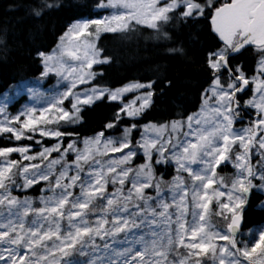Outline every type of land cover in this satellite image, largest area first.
I'll use <instances>...</instances> for the list:
<instances>
[{"label": "snow or ice", "instance_id": "snow-or-ice-1", "mask_svg": "<svg viewBox=\"0 0 264 264\" xmlns=\"http://www.w3.org/2000/svg\"><path fill=\"white\" fill-rule=\"evenodd\" d=\"M24 7L39 18L59 5ZM94 7V18L74 21L55 48L37 51L38 78L0 94V264H264V225L242 231L253 189L264 191V0ZM201 19L218 44L204 49L207 87L195 111L141 124L155 106L157 80L98 83L104 73L95 68L112 63L98 46L102 34L150 30L169 41L178 23ZM249 47L260 57L252 74L237 63ZM22 96L28 102L11 112ZM104 101L117 110L82 137L83 113ZM228 163L230 182L217 171Z\"/></svg>", "mask_w": 264, "mask_h": 264}, {"label": "trees", "instance_id": "trees-1", "mask_svg": "<svg viewBox=\"0 0 264 264\" xmlns=\"http://www.w3.org/2000/svg\"><path fill=\"white\" fill-rule=\"evenodd\" d=\"M31 2L0 0V94L21 79L40 73L42 69L37 51L50 50L70 22L96 15L93 11L96 0H55L59 7L48 10L39 18L24 7ZM214 44H218V37L210 32L209 22L203 19L188 25L178 23L169 41L157 40L150 30L123 36L102 34L98 46L112 57V63L95 68L104 73L98 83L117 87L134 80H157L155 106L140 123L170 120L177 112H193L199 106V93L202 87H207L205 81L208 78L203 68L204 49ZM170 48H183L184 52L171 53ZM258 58L256 50L249 47L238 57L237 63H243L248 73L252 74ZM169 80L171 86H165ZM160 89H163L162 95ZM117 107V104L108 101L98 102L83 113L84 122L76 131L82 137L92 135L108 122ZM4 143L0 138V145ZM228 170L229 166H222L218 171L223 173ZM163 171L161 168L157 174ZM171 173L172 168L168 169L164 179L169 178ZM29 195H38V191ZM262 202L263 193L253 189L245 213L244 233L264 225ZM214 218L217 219L216 216Z\"/></svg>", "mask_w": 264, "mask_h": 264}, {"label": "rangeland", "instance_id": "rangeland-1", "mask_svg": "<svg viewBox=\"0 0 264 264\" xmlns=\"http://www.w3.org/2000/svg\"><path fill=\"white\" fill-rule=\"evenodd\" d=\"M30 79H36V78H30ZM56 83V80H55V78H54V81H47L46 82V86H48V87H51L53 84H55ZM20 98L21 97H19L16 101H14L13 102V104L11 105V108H9V110L11 111V112H13V113H15V111L17 110V109H19L21 106H23L24 104H26L27 102H28V100H29V98L28 97H26L25 96V99L23 100V101H20L19 102V100H20ZM132 98V94H129L127 97H126V100H128V99H131ZM248 99V98H247ZM174 169V168H173ZM173 174H171V176H172ZM257 190H259V189H257ZM260 191H262V190H260ZM264 192V191H263Z\"/></svg>", "mask_w": 264, "mask_h": 264}]
</instances>
